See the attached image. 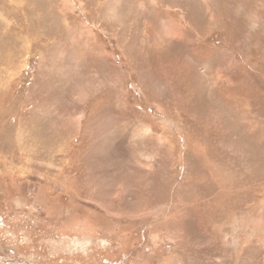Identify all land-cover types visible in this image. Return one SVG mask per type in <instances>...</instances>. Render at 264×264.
Instances as JSON below:
<instances>
[{"label": "rangeland", "instance_id": "1", "mask_svg": "<svg viewBox=\"0 0 264 264\" xmlns=\"http://www.w3.org/2000/svg\"><path fill=\"white\" fill-rule=\"evenodd\" d=\"M0 264H264V0H0Z\"/></svg>", "mask_w": 264, "mask_h": 264}]
</instances>
